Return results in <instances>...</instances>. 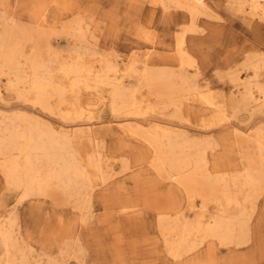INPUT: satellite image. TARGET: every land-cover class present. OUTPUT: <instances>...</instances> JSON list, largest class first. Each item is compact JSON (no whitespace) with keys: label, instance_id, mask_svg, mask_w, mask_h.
Wrapping results in <instances>:
<instances>
[{"label":"rangeland","instance_id":"rangeland-1","mask_svg":"<svg viewBox=\"0 0 264 264\" xmlns=\"http://www.w3.org/2000/svg\"><path fill=\"white\" fill-rule=\"evenodd\" d=\"M210 4L206 14L193 18L187 10L166 7L158 0H0V36L11 32L9 41L20 45L24 72L29 73L25 63L28 55L39 54L43 73L70 88L62 66L82 59L97 74L111 61L120 69L117 77L124 75V85L137 88L138 99H147L144 115H119L111 109V84L96 85L90 80L89 86L83 82L75 91H67L70 102L90 105L91 118H85V125H91L98 136L95 144L104 157L103 169L106 163L112 166L105 177L94 179L91 202L82 210L75 198L66 201L33 195L22 199V191L8 184L0 169V228L4 226L15 242L10 248L11 257H15L12 264H264V194L256 205H250L244 201L245 192L241 194L233 186L230 191L243 200L246 211L240 218L239 209L233 206L229 214L248 220V242L222 244L198 236L194 238L197 247L187 254L176 258L170 253L160 216L204 220L222 214L223 200L219 195L204 198L197 191L192 194L180 183L161 177L151 164L152 147L125 133L120 125L141 119L147 121L145 125L169 122L176 131L204 142L207 167L214 176L231 182L243 173L245 148L236 130L253 133L264 128V106L238 104L243 89L235 86V79L264 84V21L250 19L227 0H212ZM79 25L84 35L78 32ZM183 31L185 58L194 59L184 65L178 54L179 33ZM146 53H151L148 67L172 68L174 73L182 70L201 90L213 92L227 108L223 119L192 100L184 99L180 114L174 107L158 106L159 99L151 95L138 61L144 60ZM132 62L135 70L126 72ZM255 74L257 81L253 80ZM110 76L114 78L113 73ZM10 79L14 81V75L0 69V119L17 111L38 113L34 111L38 107L18 98L24 86L17 87ZM52 104L57 105L56 97ZM46 114L55 126L79 121ZM81 144L78 148L84 149ZM202 209H206V216L199 217ZM10 258L0 239V264Z\"/></svg>","mask_w":264,"mask_h":264},{"label":"bare ground","instance_id":"bare-ground-1","mask_svg":"<svg viewBox=\"0 0 264 264\" xmlns=\"http://www.w3.org/2000/svg\"><path fill=\"white\" fill-rule=\"evenodd\" d=\"M158 1L166 7L175 6L187 10L195 18L200 13L208 12L212 0ZM227 2L230 6L237 7L247 13L250 19L264 21V0H227ZM78 28L79 34L84 35L82 26L79 25ZM191 28L189 29L192 31ZM185 31L179 33L181 38L180 41L178 39L179 42L177 41L179 43L178 54L181 55L183 65L194 60H187L188 58H185L184 50H182V46H185L183 37ZM10 35L11 32H7L6 37L0 36V69L6 68L14 75V81L10 79L14 82L13 85L24 86V90L18 92V98L31 102L39 109L34 110L38 113L12 112L11 115H4L0 119V169L4 173L7 183L22 191V199L33 195L46 196V198L47 196L61 197L66 201L75 198L78 207L82 210L90 201L91 192L94 189V179L98 176L103 177L105 171H110L112 166L110 163H106L105 170L103 169L104 157L95 144L98 136L91 131V125L87 127L85 125V118H91L90 105H84L79 101L70 102L66 98L67 91H75L83 82L89 86L88 81L90 80H93L96 85L111 84L113 86L111 109L118 114L125 113L131 116H140L147 112L143 108V103L147 99L144 97L138 99L135 95L137 88H127L124 85V75L117 77L120 69L116 63L111 61H106L105 66L97 74H93V68L87 65L86 60L82 62V59L78 60V58L76 63L62 66L60 69L63 71L64 77L70 80V88L65 82H55L43 73L44 64L40 60L39 54L28 55L25 63L29 68V73H26L21 66L24 52L19 44L9 41ZM177 56L179 57V55ZM150 57L151 53H146V58L138 61L143 66L141 68L143 79L147 82L146 85L149 89H152L151 95L156 94L159 99L158 106L162 109L169 106L174 107L175 112L180 114L184 99L192 100L215 112L218 119H223L227 108L217 100L213 92L201 90L199 85L194 84L182 70L174 73L171 72L172 68L170 70L155 66L148 67ZM257 69L258 66H255V71ZM134 70L132 62L125 71L132 72ZM110 73L114 75L112 78L115 80L114 82ZM256 74L253 79L255 81H257ZM235 86L239 88L242 86L243 89L242 100L240 103L237 101L238 104L243 101L260 105V107L264 106V84L253 83L252 80L242 82L238 77L235 79ZM53 97L57 98L56 106L52 104ZM257 108L259 107L257 106ZM157 109L159 108L157 107ZM48 112L59 114L64 120L79 119V121L73 125L61 123L55 126L51 123V119L44 117ZM146 122L145 119H141L140 122L126 120L120 125L125 133L143 139L152 147L151 164L157 171L156 173L161 177L180 183L191 193L197 191L204 198L219 195L223 200L221 203L224 207H222V214L207 216L204 220L198 218L190 221L181 218L182 216L174 218L160 216L161 229L166 237L170 253L175 257L184 252L187 254L188 251L197 247V238H194L198 236H201L202 240L208 237L217 239L222 244L242 245L247 243L249 230L246 222L248 220H239V216L241 218V214L245 210L244 207L242 208L243 200L240 201L236 194L230 191V187L233 186L241 194L245 192L244 201L248 204L251 203L250 205H254L264 194V128H258L253 133L236 130V135L242 139L241 146L245 148L244 151L242 149L244 171L235 175L230 182L224 176H214L209 171L204 142L193 140L176 131L175 126L170 125L169 122H154L145 125ZM82 142L84 149L77 146ZM97 145L99 146V144ZM240 163L242 162L240 161ZM233 206L239 209V216L234 217L229 214V209ZM249 207L251 208V206ZM205 211L206 209H202L203 214L200 213L199 217L206 216ZM83 218L85 219V217ZM11 235L4 229V226L0 228L1 244L6 249L8 258L11 257L10 248L13 243L15 244V242L12 243ZM14 258L11 257V262L8 261L6 264H12Z\"/></svg>","mask_w":264,"mask_h":264}]
</instances>
